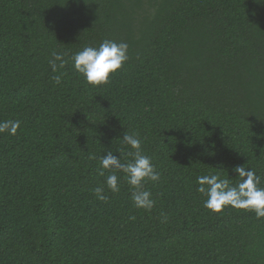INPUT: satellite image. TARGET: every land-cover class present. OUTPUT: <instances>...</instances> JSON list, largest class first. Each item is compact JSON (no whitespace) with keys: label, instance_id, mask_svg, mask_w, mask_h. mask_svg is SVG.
<instances>
[{"label":"trees","instance_id":"obj_1","mask_svg":"<svg viewBox=\"0 0 264 264\" xmlns=\"http://www.w3.org/2000/svg\"><path fill=\"white\" fill-rule=\"evenodd\" d=\"M105 39L129 59L94 87L70 58ZM53 51L68 60L60 85ZM8 119L21 128L0 134V264H264V218L212 212L197 192L209 173L237 184L236 165L264 187V2L0 0ZM126 132L161 175L144 186L151 211L123 173L119 193L98 174L107 151L132 160Z\"/></svg>","mask_w":264,"mask_h":264},{"label":"clouds","instance_id":"obj_2","mask_svg":"<svg viewBox=\"0 0 264 264\" xmlns=\"http://www.w3.org/2000/svg\"><path fill=\"white\" fill-rule=\"evenodd\" d=\"M264 2V0H260ZM128 44L105 39L99 46H85L71 56L74 70L79 73L85 82L92 86H101L109 82L112 75L122 69L128 61ZM66 54L60 51H53L48 61L53 73L52 80L56 85L62 82V69L68 64ZM88 118V117H87ZM21 128L19 120L0 121V134L7 133L9 136L17 134ZM122 141L134 150L128 153L131 161L121 162V155L118 157L112 151L100 158V169L98 174L105 176L104 183L112 193H119L121 190V177L118 173L124 174L126 183L132 189L131 199L134 207L151 211L156 200L152 192L145 190L147 182L157 183L161 179L160 173L152 163L149 156L143 153L142 138L138 133L129 134L126 132ZM94 158V157H93ZM108 172L110 174L105 175ZM239 182L235 185L229 178H222L219 173H209L197 177V192L206 197L204 207L212 212H222L226 207L250 211L255 213L257 218H264V187H260L261 177L244 165H236L232 169ZM97 200L107 203L108 197L104 194L103 186L93 189ZM163 215V214H162ZM134 219V218H133ZM166 220L167 217L165 216Z\"/></svg>","mask_w":264,"mask_h":264}]
</instances>
